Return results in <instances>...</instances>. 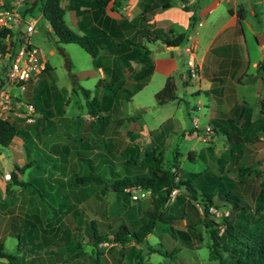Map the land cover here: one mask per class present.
I'll use <instances>...</instances> for the list:
<instances>
[{
	"label": "crops",
	"instance_id": "0c3cea01",
	"mask_svg": "<svg viewBox=\"0 0 264 264\" xmlns=\"http://www.w3.org/2000/svg\"><path fill=\"white\" fill-rule=\"evenodd\" d=\"M246 1L248 7L245 10L243 0H178L174 6L172 5L174 0H60L63 14L68 7L69 20L67 22L70 25L66 24L79 34L86 33L99 39L95 56L89 54V65L79 68L77 75L73 74L75 83L80 87L81 93L85 97L88 96L89 88L78 84L81 78L97 77L99 85L113 86L119 89L123 87L124 78L131 80L134 84L129 72L138 69L141 65L136 52L148 48L152 50V53L149 54L153 60V67L142 85L151 80L153 72L158 73V79H161V82L167 76H171L175 84V93L176 84L185 91V85L189 82L193 83L195 87L191 88L189 92L199 97L201 94L205 95L210 114L214 111V116H209L207 124H204V126L209 125V121L214 120V141L220 138L215 129L220 127L219 119L243 124L245 119L243 121L242 116H231L227 113L231 111L243 112L245 106L249 107V122L258 121L257 125L264 126L262 123L264 115L260 113L264 103V25H261L260 21L257 24L252 20L249 21L247 15L249 13L255 16L257 3L260 1L264 8V0ZM258 12L260 11L258 10ZM41 18L42 16H39L35 24L37 31L42 27L50 30L49 24H41ZM176 32L185 34L182 43L176 47L165 44L160 39V37H171ZM246 32L253 38L252 42H247ZM156 35L159 37L155 38ZM159 44L164 47L159 49ZM180 52H184L185 60L188 55L193 57L197 65L195 81L187 78L185 61L184 58H180ZM65 61L67 62V57H65ZM249 65L257 69L247 78V81L253 85L251 92L253 100L251 102L244 99V94L234 93L232 86L233 84H243L239 78L244 67ZM55 74L53 64L46 59L45 68L38 78L25 82L22 97L24 95V98L32 103L34 119L27 121L22 117L10 116L9 118L14 121L18 131L7 145L0 146L2 147L0 156L12 161L11 168L7 169L0 157V245L5 251L8 247H14V256L19 257V259H15V263L5 257H0V264H43L34 262L30 256L41 253V251L34 250H38L37 247L43 245L45 243L43 241L50 240L52 234L57 231V226L54 228L53 224H48L51 222L44 211V201L41 197V193L44 191L48 193V199L55 194L56 189L54 191L47 190L54 187V180H59L66 191L72 188L75 193L80 189L76 187V183L79 184L77 186H80L81 183V192L89 186L88 190L96 191L94 194L97 198L98 194H104V192L101 193L102 188L91 187L90 181L92 180L88 176L98 174L88 172V182H85L84 179L81 182L78 177L82 175L75 172L78 170H76L77 167L73 161L79 158L80 160L90 159L91 153L81 154V146L85 145V141L81 140V137L74 146L70 144L72 141L68 140L70 133H74L73 128L70 129V133L67 130L73 123L74 115H66L67 100L64 101L65 105L58 106V109L55 110H52L50 102L47 101L48 96L62 98L60 96L61 89L65 84L60 82V86L55 87V82H52L57 81ZM156 85H154V90L158 87ZM241 91H246V89ZM35 95L39 96L37 104L34 99ZM104 95L102 94L101 97ZM176 97V99L159 105L179 99L177 93ZM111 106L112 102L110 108ZM217 108L222 111L224 116L219 118L215 114ZM77 111L80 119L76 122L80 129L83 128L86 121H97L93 119L94 109L89 113L84 112L89 111V108L82 110L80 107ZM240 119L242 120L240 121ZM128 124L131 127V132L135 130L136 133L143 134L144 129L132 127L130 120ZM194 127L196 128L195 124ZM240 127L239 134L242 137L243 146L238 147L235 158L243 160L242 163L240 162L241 164L238 163L236 168L237 173H241L242 177L229 180L227 184L233 185V194L236 197L231 193L232 200L227 198L228 196L225 198L229 199L230 203L223 202L224 205L231 208L232 223H236L243 215L240 210L244 208L237 201L241 197H245V193L249 194L254 191H256L254 196L256 199L262 188L260 185L264 182L262 178L264 176V128L262 130L254 128L250 132L247 128ZM212 132V129L209 130L210 134ZM196 133L198 134V129L191 131V135H195V138L201 140L202 134L196 135ZM52 136L56 139H53ZM43 137L46 140H39L40 146L37 147L36 139ZM33 140L35 141L33 142ZM54 145H58V147L54 148ZM227 149H231L227 141L222 146H214V156L218 159ZM238 153L240 155H237ZM228 154L230 156L226 158V167L230 163L233 152L229 151ZM261 158L263 160L259 161ZM39 159L44 160L47 166V170L42 175L37 173L40 170L37 161ZM61 159L68 162L61 165L58 162ZM99 159L102 158L99 157ZM254 163V167H251ZM244 166L248 168L238 172V169ZM93 167L95 168V164ZM4 173H8V177L4 176ZM220 175L222 176L221 173ZM41 178H44L47 183L41 182ZM44 187L47 189L44 190ZM232 201L237 202L236 206L231 204ZM70 202H72L71 205H66L64 209L73 208L75 203L74 201ZM261 206L264 204L256 205L255 209L249 208L252 212L249 210L247 216L252 215L253 221H256L255 217H262L261 214L258 215V209ZM99 208H101L100 205ZM30 244L36 248L32 249ZM42 251L44 252V250ZM24 254L26 257L23 256ZM64 262L70 264L69 260H63L60 264H65Z\"/></svg>",
	"mask_w": 264,
	"mask_h": 264
},
{
	"label": "rangeland",
	"instance_id": "374dc122",
	"mask_svg": "<svg viewBox=\"0 0 264 264\" xmlns=\"http://www.w3.org/2000/svg\"><path fill=\"white\" fill-rule=\"evenodd\" d=\"M176 1L178 0H174L172 3L173 6ZM243 3L246 10L248 3L246 0H243ZM263 11V4L259 1L255 8V16L248 13V20L254 21L255 24L260 21V24L264 25ZM63 16L65 23L69 24L67 22L69 20L68 7L64 10ZM41 24L48 25L43 17L41 18ZM246 39L247 42L253 41V38L247 32ZM31 42L39 47L44 52L45 58L53 64L55 77H57V81H52L55 82V87L60 86V82L65 84L64 88L61 89L62 94L60 96L62 98H50L48 96L47 101L50 102L52 110L58 109V106L67 103L66 115H74L72 125L67 128L69 133L70 129H74V133H70L68 138L72 141L70 144L74 146L81 137V140L85 141V145L81 146V154L91 153L90 159L80 160V158H75L77 160L74 159L75 161H73L77 167L76 170H78L75 172L83 176L80 179L81 182H83V179L85 182L88 180L87 177H84L87 176L88 172L98 174L102 177V182L90 181L91 187L102 188L108 180H112L117 175L138 172L140 161L142 164L153 163L154 165L167 167L174 161L173 150L177 149L178 154L175 157L178 164L177 176L185 180L186 185L190 186L194 192V196H192L191 191L184 185L175 188L163 210L168 218L165 222L157 221L153 229L141 242L128 240L122 245H98L94 248L91 241H89L90 232L94 225L101 233L108 234L121 223H124L128 229H133L138 225V219L146 215V210L151 205L149 191L140 188L138 189L139 194L137 193L139 196L132 198L129 193L123 190L113 191L108 188L104 189L103 195L98 194L99 197L97 198L94 194L96 191L88 190L89 186L81 192L82 184L80 183V186H77L79 184L76 183V187L80 189L74 193L72 188L66 191L59 180H54V187L48 189L44 187V190L54 191L56 189L55 194L48 199V193L44 191L41 193V197L44 201V211L51 222L48 224H53L54 228L57 226V231L52 234L50 240L43 241L45 243L39 245L38 250H34L41 251V253L34 254L37 256L31 255V259L34 262L43 264H60L63 260H69L70 264H95L96 262L98 264H135L134 255L139 253L144 264H217V258H212L209 255V245L212 243L209 228H212L218 243L217 250L221 254L222 264L229 263L226 252L227 248L235 241V238L222 231L223 224L220 219H215L211 215H208V217L203 216L201 209L202 196L205 193H211L212 202L218 207L224 205L223 202H229L225 199L224 194L232 200L230 194L234 193L233 185L229 186L227 183L229 180H235L236 177L238 179L242 177L241 173H237L236 168L238 163H242L243 160L240 161L235 158L236 150L238 147L243 146L242 137L239 134L241 131L240 126L251 132L254 128H259L258 121L250 123L246 120L241 124V122L219 119L218 125L220 127L215 129L220 138L214 141V120H212L208 123L213 131L212 134L209 133L210 139L199 140L195 138V135H191V131L198 129V134L205 133L203 126L207 124L209 116H214V111L210 114L205 95L201 94L199 97L189 92L191 88L195 87L193 83L189 82L185 85V91L176 84V93L179 99L165 105H159L155 102L154 93L164 84L165 79L161 82L156 72H153L149 82L147 81L146 84L135 89H133L134 84H132V81L126 78L122 81L123 87L119 89L113 86L103 87L99 85L100 82L97 83V77H88L86 79L81 78L78 81V84L89 88L88 96L85 97L81 93L80 87L75 83V77L72 78L71 74L77 75L79 68L89 65L90 55L75 42L58 41L56 35L51 33L49 28L42 27L37 33H33ZM150 51L152 50L149 49V53ZM179 56L181 59L184 58L185 61L184 52H180ZM65 57H67V62ZM256 71L257 69L250 65L244 67V71L239 78L243 84L232 85L234 93L244 94V99L249 102L253 100L251 95L253 85L247 81V78L250 73ZM1 72L0 70V80L3 79ZM156 82H158V85H156ZM159 84L161 85L159 86ZM154 85L158 86L156 90H154ZM244 89L246 91H241ZM16 90V87L12 88L13 92H16ZM102 94L105 95L101 97ZM23 99L27 101L24 95ZM34 99L37 104L39 96L35 95ZM65 100H67L66 103H64ZM60 102L62 105L59 104ZM111 102L112 106L110 108ZM80 107L82 110L89 108V111H84L89 113L94 109L93 119L97 120L86 121L82 129L76 122L80 119L77 111ZM219 108H217L215 114L220 118L224 115ZM227 114L231 116L238 115L234 111ZM242 116L245 118L250 116L249 107L245 106ZM193 119H196V121L193 122ZM129 120L132 127L144 129L143 134L141 132L138 134L135 130L131 132V127L128 124ZM52 138L56 139L53 136ZM36 140H33V142L35 141L37 147H39L38 141H45L46 138H37ZM226 141L228 145L230 144L231 149H227L217 159L214 156V146H222ZM208 146L211 147L210 150ZM57 147L58 145H54V148ZM229 151L233 154L229 165L226 167V158L230 156ZM41 154L44 155L43 152ZM237 155H240V153ZM99 157L102 159L100 160ZM126 159H129L128 163L125 162ZM262 160V158L259 159V161ZM37 161L39 162L38 169L40 168L37 173L42 175L47 170V166L44 160L39 159ZM58 162L63 165L64 162L67 163L68 161L61 159ZM94 164L95 168L93 167ZM254 165L255 163L251 167H254ZM244 167L246 168L243 170L248 168L247 166ZM262 178L264 181V176ZM46 180L48 181L47 177ZM46 180L41 178V182L45 184L47 183ZM261 186L262 195L259 204H264V182ZM255 194L256 191L249 194L245 193V197H241L237 201L244 208L240 210L243 215L236 221L237 227L248 229L255 222L252 220V215L247 216L249 208L255 209L257 205L254 198ZM234 197L236 196L234 195ZM70 201L75 203L73 208L64 209L66 205H71L72 202ZM99 205L101 208H99ZM197 205H199V208ZM227 208L229 213L226 217L230 222L232 220L231 210L229 206ZM250 212L252 211L250 210ZM258 212V215L261 214L262 217H255L256 221L264 218V206H261ZM210 218L213 219V223L209 221ZM91 219L93 222L90 221ZM178 230L186 231L187 237H182ZM35 248L32 246V249ZM14 251V247L7 248V252L13 255H15ZM96 251L98 252L96 253ZM23 256L26 257V254ZM12 259L15 261L19 257L14 256Z\"/></svg>",
	"mask_w": 264,
	"mask_h": 264
},
{
	"label": "trees",
	"instance_id": "16d2710c",
	"mask_svg": "<svg viewBox=\"0 0 264 264\" xmlns=\"http://www.w3.org/2000/svg\"><path fill=\"white\" fill-rule=\"evenodd\" d=\"M59 1L60 0H34L28 10L30 13H35L37 9L41 10L42 17L50 26V32L56 35L58 41L75 42L79 44L88 54L95 56L99 45V39L86 33L79 34L73 31L63 19V8L61 7ZM4 32L5 29L0 30V49L2 50L4 48V41L2 39ZM157 37H159V35H156L155 38ZM184 38L185 34L183 32H176L171 37H160L162 42L168 45H178L182 43ZM136 53L141 65L138 69L131 70L129 72V76L134 80V88H139L152 71L153 60L149 54L148 48L137 50ZM71 76L74 78L73 74H71ZM175 97V84L172 77L167 76L164 84L154 93L155 102L157 104H162L168 100L174 99ZM260 113L264 115V103L262 104ZM240 116H242V112L238 113V117ZM242 117L243 121L244 119L245 122L246 120L250 121L249 117L246 116L247 119L244 116ZM241 120L242 119H240V121ZM262 123L264 124V122ZM258 127L259 128H256V130H262L264 128V126L259 125ZM17 131L18 129L16 128L13 120L10 118L0 119V146L7 145ZM208 148L209 150L211 149L210 146H208ZM177 154V149H174V161H172L167 167H161L154 165L153 163L142 164L140 161V170L138 172L136 171L129 174L117 175L114 178L112 177V180H108V182L102 186L101 193L104 192V189L106 190L108 188L113 191H121L122 187L126 185L139 186L140 188L149 191L151 205L149 209L146 210V215H143L138 219V225L136 227H133V229L130 230L124 223H121L115 228V230L113 229L112 232H109L112 234L111 238H108V233H101L100 230L96 229L93 223L95 228L93 227L90 232L89 241H91L94 248H96L97 243L101 240L111 241L112 244L109 246L115 244L122 245L128 240L141 242L146 234L153 229L157 221L165 222L168 218V216L164 214L163 210L165 203L169 198V192L171 189L184 185L191 191L192 196H194L193 190H191L190 186L186 185V181L177 176L178 164L175 158L177 157ZM125 162L128 163L129 159H126ZM244 168L246 167H240L238 172H241ZM10 174H12L11 171ZM82 177L83 176H80L78 178L81 179ZM84 177L86 178L87 176ZM88 177L92 181L102 182V177L99 175H91ZM261 195L260 191L256 197L258 206ZM224 196L225 198L227 197L225 194ZM177 197L179 196L177 195ZM212 199L213 197L211 193H205L204 196H202V214L204 217H208L207 207L210 204H213ZM231 204L236 206L237 202L232 201ZM220 206L228 207L226 205ZM226 216H221L219 218L223 224L222 231L235 238V241L227 248L226 253L228 254L229 259V263L227 264H264V218L259 221H255L248 229L245 227L242 229L239 226V223V227H237V223H232L231 221L229 222ZM90 221H92V219ZM209 221L213 223V219L210 218ZM178 232L181 233L180 235L182 237H187L186 231L178 230ZM209 233L212 242L209 245V255L212 258H217V264H222L221 254L217 250L218 243L212 228H209ZM97 252L98 251H96V253ZM0 257H5L7 260L15 263L14 259H12L14 258V255L5 251L2 245H0ZM141 258L142 256H140L139 253H136L134 255L135 264H144ZM95 264H98V262Z\"/></svg>",
	"mask_w": 264,
	"mask_h": 264
},
{
	"label": "built area",
	"instance_id": "2783aa9c",
	"mask_svg": "<svg viewBox=\"0 0 264 264\" xmlns=\"http://www.w3.org/2000/svg\"><path fill=\"white\" fill-rule=\"evenodd\" d=\"M33 1L0 0V30L5 29L2 38L4 48L0 51V70L3 74V79L0 80V119H7L12 115L22 117L27 121L34 119L33 105L23 99L22 91L25 82L36 80L44 70L46 58L44 52L31 42V35L37 32L35 24L38 17L42 16L40 9H37L35 13L29 12L28 8ZM185 66L187 78L195 81L197 65L191 55L187 56ZM13 87H16V92L12 91ZM192 121L195 122L196 119ZM203 129L205 133L200 136L201 140L210 139V126L205 125ZM196 135L198 134L196 133ZM4 176L8 177V173H4ZM138 189L140 187L136 185L122 187V190L129 193L132 198L139 196ZM174 190L175 188L170 190L169 196ZM197 207L199 208V205ZM207 211L208 215L213 216L215 219L229 213L227 207H218L215 204H210ZM107 236L111 238L112 234L110 233ZM110 244L112 242L109 240H101L97 243V246Z\"/></svg>",
	"mask_w": 264,
	"mask_h": 264
},
{
	"label": "water",
	"instance_id": "95a60500",
	"mask_svg": "<svg viewBox=\"0 0 264 264\" xmlns=\"http://www.w3.org/2000/svg\"><path fill=\"white\" fill-rule=\"evenodd\" d=\"M158 46H159V49L160 48L162 49L164 47V45H162V44H159ZM174 46L176 47L177 45H174ZM156 49H158V47H156ZM150 53H152V51H150ZM169 53H171V52H169ZM185 73L187 74V69H185ZM0 154H1V152H0ZM0 157H2V156H0ZM1 160L3 161V163H5V167L7 169H10L11 168V164H12V161L11 160L6 159L5 157H2Z\"/></svg>",
	"mask_w": 264,
	"mask_h": 264
}]
</instances>
